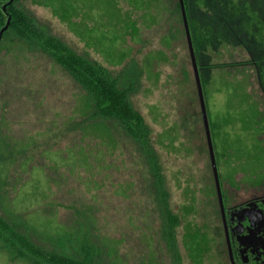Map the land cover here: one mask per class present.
I'll list each match as a JSON object with an SVG mask.
<instances>
[{"label": "rangeland", "instance_id": "1", "mask_svg": "<svg viewBox=\"0 0 264 264\" xmlns=\"http://www.w3.org/2000/svg\"><path fill=\"white\" fill-rule=\"evenodd\" d=\"M183 3L216 162L224 176L254 173L264 167L258 140L264 105L252 73L264 90V0ZM13 5L113 77L137 66L138 89L130 100L157 153L177 220L179 263L199 264L196 253L206 237L193 233L204 229L212 180L178 1ZM84 96L49 56L2 36L0 214H23L32 240L44 247L52 236L82 233L103 249L108 264H178L164 242L145 159L113 123L89 118ZM208 246L200 264H223L213 233ZM0 264L27 263L0 250Z\"/></svg>", "mask_w": 264, "mask_h": 264}, {"label": "trees", "instance_id": "2", "mask_svg": "<svg viewBox=\"0 0 264 264\" xmlns=\"http://www.w3.org/2000/svg\"><path fill=\"white\" fill-rule=\"evenodd\" d=\"M8 1L0 0V29L5 24L4 19L6 21L7 16H10L8 28L3 35L7 34L11 40L21 41L29 49L53 59L83 89L89 118L98 119L102 125L104 122L113 123L134 144L146 161L154 199L159 200L164 208L165 229L172 230L177 220L168 211L164 179L157 153L150 143V131L130 100L131 94L138 89L141 73L137 66L130 64L119 76L113 77L106 68L80 56L63 41L50 35L31 16L14 7V0L10 4H7ZM4 5L5 12L2 11ZM31 232L33 230L24 220L23 214H0V250L4 251L12 262L108 264L104 262L103 249L92 243L86 234L63 233L52 236L44 247L32 240ZM164 242L171 252L173 263L180 264L174 233H164Z\"/></svg>", "mask_w": 264, "mask_h": 264}, {"label": "flooded vegetation", "instance_id": "3", "mask_svg": "<svg viewBox=\"0 0 264 264\" xmlns=\"http://www.w3.org/2000/svg\"><path fill=\"white\" fill-rule=\"evenodd\" d=\"M252 73H255V88L259 89V95L261 96V101L264 105V90L259 82V74H256L254 69ZM262 109H264V107ZM207 122L212 152L214 155L217 184L210 162L209 145L201 117L207 149L206 152L210 164L212 185L209 194L211 203L206 206L204 218L205 223L202 225L204 229H202V233H193L206 237L202 239L203 243L199 246V248L202 247L200 250L201 253L199 249L196 253L198 262L200 264L202 261L201 257L208 252L210 235L213 233L218 244L222 248L220 255L225 258L223 264H264V167H259L254 173H252V171L249 173L237 171L231 176H224V172L216 162L208 117ZM260 131L261 133L258 136V140L264 145V125L261 126ZM217 185L219 193L217 191ZM165 192L167 194L166 189ZM166 199H168V194ZM155 203L164 226L163 233H174V228L172 230L165 229V218L163 216L164 208L161 202L157 200ZM168 211L170 212L169 207ZM170 215L175 217L171 212ZM187 235H189V233H186V236ZM174 243L175 247H177L175 238ZM169 254L171 255V252H169Z\"/></svg>", "mask_w": 264, "mask_h": 264}, {"label": "water", "instance_id": "4", "mask_svg": "<svg viewBox=\"0 0 264 264\" xmlns=\"http://www.w3.org/2000/svg\"><path fill=\"white\" fill-rule=\"evenodd\" d=\"M177 1L179 4L180 15H181V19H182V24H183L184 34H185V40H186L190 65L192 68L197 98L199 101L201 117H202V121H203V124L205 127L207 141H208V145H209L210 162H211L212 169H213L215 179H216V168H215L214 155L212 152V147H211V142H210V137H209V132H208L206 107H205V102H204V98H203L202 85H201V81H200V77H199V68L197 66L194 51H193V45H192V40H191V36H190V32H189V27H188V22H187V18H186L184 3H183V0H177ZM11 2H12V0H9L7 4H10ZM5 8H6V5H4L2 7L3 12H5ZM9 22H10V16L8 15L4 26L0 29V39H1L4 31L8 28ZM216 184H217V179H216ZM217 191L219 193L218 185H217Z\"/></svg>", "mask_w": 264, "mask_h": 264}]
</instances>
